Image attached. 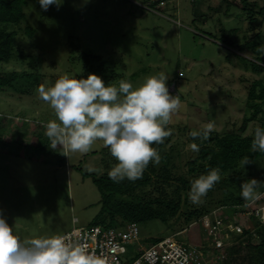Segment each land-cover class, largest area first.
I'll use <instances>...</instances> for the list:
<instances>
[{"label":"rangeland","instance_id":"obj_1","mask_svg":"<svg viewBox=\"0 0 264 264\" xmlns=\"http://www.w3.org/2000/svg\"><path fill=\"white\" fill-rule=\"evenodd\" d=\"M164 1L158 6L155 0H62L59 8L51 5L45 11L39 1L31 0L23 7L24 19L5 27L16 35L13 56L0 64V71L41 77L27 93L0 89V113L6 115L0 122V212L22 238L61 235L73 227L91 226L100 209V193L92 176L110 171L117 163L99 141L91 152L70 157L59 146L56 150L49 146L44 125L55 116L39 97L40 85L51 86L67 73L78 79L96 74L106 86L125 79L138 87L147 76L164 72L169 76V90L175 87L182 102L168 125L174 128L165 147L183 142L181 151L186 156L191 143L182 132L183 125L199 130L211 121L218 135L240 132L248 136L264 123L263 113L248 110L245 102L251 81L264 83V71L254 72L245 65L239 55L249 58L252 54L240 53L235 42L246 29L249 33L259 30L263 37L264 20L254 21L251 30L241 4L227 9L224 0ZM26 25L34 30L31 36L24 31ZM70 41L78 46L76 50H70ZM82 52L99 55L104 69L86 72ZM180 155L179 163L184 158ZM250 169L257 168L251 166L246 172ZM248 178L262 180L256 174ZM211 192L212 198L222 195L216 185ZM259 198L262 202H257ZM259 198L230 207L237 209L235 213L229 207L213 208L211 216L228 215L234 229L226 235L228 246L235 233L251 228L252 212L264 215V191ZM113 227L126 229L122 223ZM138 230V239L147 246L172 235L176 228L154 219L138 223ZM203 233L196 223L175 238L185 243L201 238L210 245ZM132 252L128 245L122 257H131Z\"/></svg>","mask_w":264,"mask_h":264},{"label":"clouds","instance_id":"obj_2","mask_svg":"<svg viewBox=\"0 0 264 264\" xmlns=\"http://www.w3.org/2000/svg\"><path fill=\"white\" fill-rule=\"evenodd\" d=\"M61 3L62 0H39L45 11L51 5L59 8ZM256 51L264 56V45L258 46ZM168 79V75L159 72L147 76L138 87L125 79L106 86L96 74L78 79L66 73L51 86L40 85L39 97L50 106L55 116L44 125L49 146L53 150L59 146L61 153L70 157L76 153L87 154L98 141L102 142L117 161L108 172L111 180L119 183L125 179L136 181L142 178L150 163L160 164L161 155L153 145L163 144L173 134L168 125L182 107L180 96L169 92ZM214 130L215 123L210 121L189 135L194 141L203 142ZM190 148L199 152L200 145L193 142ZM250 150L264 153V128H255ZM250 162L248 157H244L241 167ZM88 170L97 171L92 167ZM221 178L220 169L213 168L194 179L188 194L190 201L202 203L203 197ZM262 186L264 181L255 178L243 181L240 184L241 198L254 202L259 198ZM222 215L224 223L230 222L228 218L224 221ZM201 218L185 228L200 224ZM260 219L264 222V215H260ZM224 242L223 253L228 246L226 238ZM0 264H109V261L104 253L98 255L90 251L87 244L66 235L22 238L0 212Z\"/></svg>","mask_w":264,"mask_h":264},{"label":"trees","instance_id":"obj_3","mask_svg":"<svg viewBox=\"0 0 264 264\" xmlns=\"http://www.w3.org/2000/svg\"><path fill=\"white\" fill-rule=\"evenodd\" d=\"M28 1L31 0H0V27H3L0 28V64L11 60L16 35L15 31H7L5 27L7 24H17L24 19L23 7ZM224 1L227 9L232 4H241L251 30L254 21L264 20L262 16L264 0ZM231 30L236 32L237 29ZM24 31L29 36L34 33L33 28L28 25L25 26ZM235 42H238L240 53L248 51L252 54L249 58L239 55L243 61L245 60L244 64L250 66L254 72L264 71V56L256 51L258 46L264 45V36H261V32L258 30L249 33L246 29L243 36ZM69 47L72 51L78 48L72 41L69 42ZM80 60L86 72H101L104 69V61L99 55L82 52ZM40 78L38 73L0 71V89L27 93L30 92V88L36 87ZM245 102L248 110L261 111L264 116L262 107L264 83L260 79L251 81ZM3 119L5 118L0 117V122ZM244 126V124L240 126V131ZM261 127L264 128L263 122ZM181 129L189 143L195 142L200 145L199 152H193L190 148L186 156L185 152L181 151L183 142H180V145L171 144L167 148L165 147L167 138L163 144L153 145L161 155V162L159 165L150 163L142 178L136 181L125 179L117 183L109 178V170L98 177L92 176V182L100 193V209L92 225L117 229L113 226L119 223L125 226L135 224L138 227V223L156 219L171 224L176 228L174 232L176 233L208 214L213 208L219 206L230 208L248 203L241 198L240 184L250 180L248 177L252 174L259 175L261 181H264V167L259 165V161L264 164V153H254L250 150L254 135L242 136L240 132L218 135L213 131L207 141L201 142L194 141L189 135L195 129L185 125ZM181 153L184 158L179 163ZM244 157H248L251 162L243 168L241 160ZM182 165H186L185 170H182ZM251 166L256 167V171L250 169V172H246ZM213 168L220 169L222 178L216 186L221 190L222 195L212 198L210 190L203 197L202 203L193 204L188 197L192 181L200 175L207 174ZM263 191L264 186L259 189V193ZM257 202H262V199L259 198ZM231 210L235 213L237 209ZM226 218L228 215L225 216L224 221ZM251 218L253 219L251 228L244 227L241 232L235 233L233 243L225 248L224 259L219 264H264V222L261 221L258 212L252 213Z\"/></svg>","mask_w":264,"mask_h":264},{"label":"built area","instance_id":"obj_4","mask_svg":"<svg viewBox=\"0 0 264 264\" xmlns=\"http://www.w3.org/2000/svg\"><path fill=\"white\" fill-rule=\"evenodd\" d=\"M155 1L158 6L165 3L164 0ZM169 91L177 94L175 87ZM258 214L260 216L259 212ZM76 221L74 218L73 222ZM200 224L210 239L213 250L208 249L210 245L204 244L202 240L191 243V240L187 239L185 243L175 238L188 232V228L147 246L141 244L138 239L139 230L135 224L127 225L125 230L104 228L100 225L78 226L61 235L80 240L88 245L90 251H95L98 255L104 253L109 264H219L224 259L223 246L226 235L234 230L232 224L224 223L220 214L211 216V213L204 215L200 219ZM128 245L133 247V254L129 258H123L122 255L127 252Z\"/></svg>","mask_w":264,"mask_h":264}]
</instances>
